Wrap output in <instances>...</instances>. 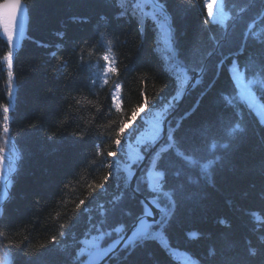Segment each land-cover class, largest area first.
I'll return each instance as SVG.
<instances>
[{
    "label": "trees",
    "instance_id": "obj_1",
    "mask_svg": "<svg viewBox=\"0 0 264 264\" xmlns=\"http://www.w3.org/2000/svg\"><path fill=\"white\" fill-rule=\"evenodd\" d=\"M22 1L31 9L30 22L27 24V35L31 39L22 41L15 55L17 94L12 100L11 134L18 140L23 159L19 160V171L12 177L11 199L4 205V219L0 220V233L3 234L0 242L19 244L23 241L20 245L23 254L14 257L11 264H66L65 254L52 249L51 236L57 235L60 239V224L72 221L77 215L75 205L81 199H87L89 185L94 181L99 182L107 171L103 167L104 157L85 158V147L89 152L96 149L84 144L74 146L70 134L78 130L77 125L80 126L79 130L92 128L99 150L106 155L108 151H116L111 139L106 138L115 136L118 124L112 121L122 118L121 113L107 110V95L117 78L110 75L109 85L95 89L87 87L86 80L102 74V56L111 44L117 59L114 66L121 69L119 82L122 84L124 100L123 115L130 116L131 109L140 102L141 90L146 92L150 100L158 93L165 95L172 92L169 67L162 59L167 46L158 29L146 32L148 26L154 27L149 21L146 22L147 29L141 30L136 19H116L121 9L113 0ZM258 7L246 5L245 0H228L225 10L229 15L236 16L241 8L247 10L239 13V23L235 26L231 19L227 20L225 30L221 26L203 23L207 14L204 0H167L174 25L175 47L180 49L182 56L191 55L193 59H199L212 49L210 37L214 35L227 53L228 40L234 39L233 33L238 38L250 23L254 24L253 31L264 28V20L257 18ZM101 15L107 19L101 20ZM73 16L86 17L88 21L72 22L70 17ZM61 30L66 32L62 41L55 35ZM225 31L228 35L222 39ZM259 39L264 40V32ZM33 41L62 43L63 48L39 47ZM6 47L0 35V57ZM159 49L163 52L159 53ZM231 50L235 51V47ZM51 51H57L55 58L50 57ZM259 52H264V44H258L250 38L244 55L238 58L241 65L249 53ZM81 58L87 63L86 68L79 67ZM219 59V56L213 55L205 61L208 71L203 83L183 99L172 119V127L179 122L175 139L185 155L207 156L210 142H223L226 130L236 123L247 128L239 146L215 166L214 187L204 181H200L199 185L189 184L187 176L190 170L185 161L172 152L160 153L157 169H167V185H184L182 196L175 197L177 207L170 226L159 242H149L143 248H136L126 260L123 259L125 251H121L116 256L119 259L113 258L109 264L264 262V257L253 260L247 256L250 246L264 248L258 240L264 236V126L245 104L228 107L221 98L222 93L234 94L228 71L230 60L225 61L219 78L208 90ZM259 59L264 61V56ZM61 60L66 61L67 67L61 69ZM125 66L127 71H124ZM6 73V65L0 59V103L8 102ZM165 84L169 87L160 93V88ZM205 91L207 94L200 100L199 107L184 119V114L193 108L201 92ZM64 97L68 98L67 102ZM261 102L264 103V100ZM98 110H102L103 115ZM73 117H77L76 123H73ZM34 123L38 124L35 129L30 127ZM205 128L208 129L206 132ZM53 133L56 134L55 138L50 140L49 136ZM226 151L217 147L215 154L225 156ZM93 159L101 163L93 167ZM134 168L136 165H133ZM176 171L181 173L179 178L172 175ZM65 177L67 189L61 192V180ZM140 190L149 196L145 185L141 184ZM109 192L110 195L98 197L94 204L110 199L111 195H118L112 189ZM130 192L131 188L125 191L115 213H109L110 225L116 226L123 222L126 229L129 217L125 216V211H130L132 216L140 212V199L138 196L131 199ZM37 197L39 203L35 202ZM160 200L161 206L167 203L163 197ZM92 215L95 220L100 219L98 209L94 208ZM220 220L226 221V224H221ZM85 227V218H82L75 230L78 238L82 237ZM189 234L194 235L190 237ZM115 237L113 233L111 238H106L104 245L107 246ZM40 245H48L49 250L40 248ZM213 249L214 256L211 255ZM40 252L44 255L39 256ZM28 253H37L38 258L28 259ZM184 254L192 257V261L185 259Z\"/></svg>",
    "mask_w": 264,
    "mask_h": 264
},
{
    "label": "snow or ice",
    "instance_id": "obj_2",
    "mask_svg": "<svg viewBox=\"0 0 264 264\" xmlns=\"http://www.w3.org/2000/svg\"><path fill=\"white\" fill-rule=\"evenodd\" d=\"M121 10L116 14V19L122 17H131L137 20L138 27L143 30L146 22L151 21L154 26V31L158 29L163 42L165 43L166 59L169 64L168 73L172 80V92L165 95L157 96L150 100L144 90L140 92V102L135 104L131 109V115H123L124 100L122 99V84L119 82L121 77V69L114 66L117 62L116 53L113 51L111 44L108 46L107 52L102 56L104 71L100 76L88 78L86 86L90 89L97 87L103 88L109 85L108 77L115 76L116 82H113L112 89L108 92L107 100L109 101L107 110L115 111L122 114L119 121H112L113 124H118L114 138L111 139L112 145L116 151H108L106 155L99 150L97 137L93 134V129L87 131L78 130L70 134L72 144L91 145L96 150L89 152L85 147L83 155L102 156L104 157L103 167L107 169L106 173L101 177L99 182H93L89 185L87 199H81L75 205L77 215L69 223H61L59 228V240L57 235L51 236V247L65 254L66 264H101L106 258L113 254L118 246H122L125 251L124 260L136 250L143 248L149 242H159L166 234L174 216L177 199L175 197L182 196L184 185L178 184L175 186L167 185L168 172L166 168H161L159 171H149L147 168H142L145 156L149 157V162L153 163L151 156L155 153L172 152L174 155L181 157L190 174L187 176L189 184L199 185L200 181H204L208 186L214 187V168L222 160L230 156L231 151L239 146L242 139V134L247 131L246 127H242L240 123H236L234 127L226 130L223 142L213 140L210 142L209 152L207 156L185 155L184 151L179 147L175 139V132L178 131L180 124L177 127H172L171 120L168 119L170 113L176 108L183 95L187 94L188 83H192V88L203 83V77L208 71L205 63L206 60L213 55L219 56L220 59L215 64L216 74L213 81L208 85L210 90L219 78V74L224 67L225 61H231L228 71L230 79L234 86V94H221V98L225 101L226 106L234 107L238 103H243L254 115L258 117L261 126H264V61L259 57L264 56V52L249 53L245 62L241 65L239 57L243 56L248 46V41L251 38L258 44H264V40L259 39L264 28L260 31H253L254 24L247 25L238 38L228 40L229 51L225 53L222 50V45L215 36L210 38L213 41V47L206 54L199 58L193 59L191 55H181L178 47H172L169 44L174 25L169 23L171 13L167 8V0H127V4L123 0H113ZM219 8L213 10V6L208 0H205L207 14L203 19L205 25L211 23L216 26H221L227 29L226 21L232 20L233 25L239 23V13L246 11V8L238 10L236 16L229 15L225 11L228 6V0H218ZM246 5L258 7V19L264 20V0H245ZM30 6L22 3V0H2L0 2V35L6 42V51L0 57L6 65L7 69V100L6 103H0L2 110V119H0V220L4 219V205L10 201V189L13 186V180L10 178L13 173L19 171L17 164L18 160L23 159L19 150L18 140L11 134L12 123V100L16 96V73L14 71L16 50L21 47V42L26 39H31L27 35V23L30 22ZM101 20H106L107 17L101 15ZM72 22H87L86 17H70ZM55 35L59 40H63L66 32L63 30L57 31ZM228 33L225 31V38ZM39 47L54 48L60 50L63 48L62 43L46 44L33 41ZM235 47V51L231 48ZM50 57L55 58L57 51H51ZM61 69L67 67L66 61H59ZM79 67L86 68L87 63L80 59ZM127 71V66L124 67ZM190 74H195L196 78ZM168 84L160 88V93H164ZM201 92L196 104L188 112L184 114V119H187L196 108L199 107V102L206 95ZM67 102L68 98H63ZM79 103V101H77ZM91 103V101H89ZM100 115H103L102 110H98ZM77 117H73V123H76ZM139 120V123L137 121ZM167 124V129H165ZM35 129L38 124L30 125ZM143 128V131L141 130ZM208 129L205 128V132ZM55 133L49 136V139L55 138ZM163 141V143H161ZM227 150L225 156L215 154L216 148ZM163 159V156H161ZM83 163V161H82ZM101 161L93 159V167L99 165ZM133 165L141 169V174L137 177L136 186H132V178L136 175L133 171ZM72 174H75L74 172ZM173 177L179 178V171L172 173ZM198 177V178H197ZM67 177L61 180L60 191L67 189L65 181ZM109 181L112 183L109 184ZM145 185L149 196L143 197L140 201V212L132 216L130 211H125V216L129 217L127 230L123 222L117 223L116 226L109 224V213H115L117 204L123 200L124 193L131 188L130 198L135 199L137 195H142L140 185ZM109 189L117 192L118 195H111L108 200H100L94 202L98 197L110 195ZM163 197L167 203L161 206L160 198ZM36 203H39V197L36 198ZM94 205V206H93ZM148 205H152L156 212L154 213ZM98 209L100 219H94L92 212ZM59 215V214H57ZM85 218L86 227L82 233V237L78 238L76 228L80 220ZM221 224H226V221L220 220ZM113 233L116 239L111 243L104 245L106 238H111ZM3 234L0 233V236ZM194 234H189L191 237ZM259 245H264V236L259 237ZM19 244L9 241V243L0 242V264H11V261L18 254H23V249ZM40 248L49 250L48 245H40ZM16 249L17 251H13ZM39 256L44 253L40 252ZM211 255H215V250H211ZM247 256L253 260L257 257H264V248L260 246H250L247 250ZM28 259L38 258L37 253H28ZM119 259V257H113ZM264 264V262H262Z\"/></svg>",
    "mask_w": 264,
    "mask_h": 264
},
{
    "label": "rangeland",
    "instance_id": "obj_3",
    "mask_svg": "<svg viewBox=\"0 0 264 264\" xmlns=\"http://www.w3.org/2000/svg\"><path fill=\"white\" fill-rule=\"evenodd\" d=\"M208 2L209 3H211L212 4V6H213V10H216V9H218L219 8V3H218V0H208ZM123 3L124 4H127V0H123ZM116 5V4H115ZM204 7H205V2H204ZM120 9V8H119ZM205 9H206V12H207V8L205 7ZM128 18H131V17H128ZM28 23V22H27ZM171 23H172V21H171ZM149 24H152L151 23V21H149ZM147 26L148 25H144L143 26V30H146L147 29ZM149 27V30H147L146 32L147 33H149L150 31H154V27H152V26H148ZM145 35V34H144ZM171 36V35H170ZM173 38V37H172ZM172 38H170L169 39V44H170V41H171V39ZM175 45V42L173 41V46ZM174 48H175V46H174ZM165 51H166V48L164 49ZM159 51V53H162L163 52V50L161 49H159L158 50ZM164 51V53L162 54V59L164 60V61H166V63H167V67H169V64H168V61H167V59H166V56H167V52H165ZM190 75H192V77H193V79H194V77H195V74H190ZM187 90H189V87H187ZM183 97H184V95H183ZM183 97H182V99H183ZM181 99V100H182ZM180 100V101H181ZM12 103V102H11ZM179 109V108H178ZM2 114V110H0V115ZM1 119V118H0ZM175 127H177V122L176 123H174V127L173 128H175ZM19 150H20V148H19ZM21 151V150H20ZM146 157V156H145ZM154 157H155V155L154 154H152V156H151V159H152V161H153V163H150L149 162V167H147V169L149 170V171H151V169H150V167L151 166H154V169H153V171H156V169H155V167H157L158 166V160H156V161H154ZM156 158V157H155ZM17 164H19V160L17 161ZM158 168V167H157ZM134 171V170H133ZM137 177H139V175H137ZM137 180V179H136ZM0 187H2V184H0ZM177 255H179V256H182L180 253H177Z\"/></svg>",
    "mask_w": 264,
    "mask_h": 264
},
{
    "label": "water",
    "instance_id": "obj_4",
    "mask_svg": "<svg viewBox=\"0 0 264 264\" xmlns=\"http://www.w3.org/2000/svg\"><path fill=\"white\" fill-rule=\"evenodd\" d=\"M23 3V2H22ZM27 23V22H26ZM196 78V76L194 77V79ZM135 178H136V175L132 178V183L134 182V180H135ZM140 196V198L142 199L144 196L143 195H139ZM151 209H152V211L155 213L156 212V210L155 209H153V206L152 205H148Z\"/></svg>",
    "mask_w": 264,
    "mask_h": 264
},
{
    "label": "bare ground",
    "instance_id": "obj_5",
    "mask_svg": "<svg viewBox=\"0 0 264 264\" xmlns=\"http://www.w3.org/2000/svg\"><path fill=\"white\" fill-rule=\"evenodd\" d=\"M187 95H188V94H185L183 98H185ZM153 209H155V208L153 207ZM155 210H156V209H155ZM194 261H195V260H194Z\"/></svg>",
    "mask_w": 264,
    "mask_h": 264
}]
</instances>
